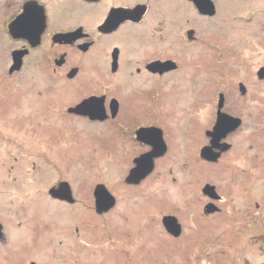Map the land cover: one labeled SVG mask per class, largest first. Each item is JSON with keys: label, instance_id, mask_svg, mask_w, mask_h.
<instances>
[{"label": "rangeland", "instance_id": "374dc122", "mask_svg": "<svg viewBox=\"0 0 264 264\" xmlns=\"http://www.w3.org/2000/svg\"><path fill=\"white\" fill-rule=\"evenodd\" d=\"M235 6L244 17L253 14L250 21L239 23L241 31L252 29L251 40L245 42H250L247 49L254 55L242 63L243 69L231 70L244 71L250 82L244 84L246 98L238 89L237 95L229 96L228 113L239 116L243 125L228 136L226 142L232 147L224 157L209 160L216 163L201 159L190 143L183 155L174 150L163 170L158 168L139 187L128 188L126 168L133 166L128 156L149 148L120 136V119L92 124L70 119L75 125L69 126L62 125L65 119L59 117L57 129L32 128L24 119L42 108L29 99L36 91L33 82L23 84L20 93L14 90L13 100L0 96V124H10L0 131V141L5 143L4 156L0 154V222L8 232L7 242L0 244V264L35 250L36 255L31 253L24 264H103L107 249L108 264H264V81L253 83L250 78L264 64V0H238ZM195 54L198 60L205 57L204 50ZM206 69L198 72L200 92L194 97L200 101L197 112L206 122L204 127L216 123ZM57 89L54 99L66 96L65 104L85 96L71 87L66 88L68 95L61 85ZM54 131L56 138L47 139ZM200 136V143H205ZM177 168L183 174L176 173ZM61 179L74 187L79 198L74 209L68 207L80 214L79 220L68 226L73 229L79 223L80 231L70 233L53 224L47 233L33 237V232L24 231L35 222L32 219L49 223L59 213L46 195L50 185ZM96 184L107 186L117 200L118 206L108 215H95L93 201L86 199ZM207 184L219 199L211 200L202 192ZM210 203L216 209L209 214L205 209ZM164 216L177 219L181 231L176 237L162 226ZM109 234L112 240L107 239Z\"/></svg>", "mask_w": 264, "mask_h": 264}, {"label": "flooded vegetation", "instance_id": "af4514ba", "mask_svg": "<svg viewBox=\"0 0 264 264\" xmlns=\"http://www.w3.org/2000/svg\"><path fill=\"white\" fill-rule=\"evenodd\" d=\"M205 2L209 6L206 13L199 10L195 0H0V96L7 101L13 100V91L19 89L17 93H20L23 84L27 86L32 81L36 91L29 99L35 106L42 107L28 113V120L24 119L32 128L57 129L59 117L65 119L62 125L69 126L75 125L70 119L85 120L91 124L115 123L120 119L119 135L133 138L149 148L128 156L127 161L130 160L133 166L135 158L152 150L151 146L137 139L138 130L151 128L157 131L163 150L154 158L153 171L139 184L124 181L128 188L139 187L158 168L164 169L165 161L169 160L174 150L180 149L183 155L190 143L193 151L196 149L195 154L205 160L201 151L212 146L210 132L215 125L208 123L204 127L206 122L199 119L197 112L199 99L195 101L194 97L200 92L197 89L198 72L204 71L206 66L205 76L211 80L216 118L221 111L241 121L237 129L220 139L217 148L213 147L218 162L232 147L226 142L228 136L243 125L239 116L228 113L227 103L230 95H237V89L242 99L248 94V87L244 84L250 80H247L246 73L231 70L238 66L243 69L242 63L248 56L254 55L247 49V45L251 46L250 42H245L251 40L252 29L246 27L241 31L240 25L243 20L250 21L253 14L241 15L235 6L238 0ZM196 50L200 53L204 50L205 57L196 59ZM261 68L264 64L252 73L250 78L253 83L264 81L257 75ZM202 83L204 86L203 78ZM60 85L62 89L71 87L84 92L85 96L65 104L66 96L54 99ZM91 98L102 99L103 120L91 119L73 111ZM220 102L222 105L219 108ZM5 110H9L8 106ZM8 126L10 124H0V131L9 129ZM55 134L57 132L54 131L46 137L55 139ZM198 136L204 137L205 143H200ZM4 144L0 141V154L3 156ZM133 166L128 164L127 171ZM177 172L183 174L180 168L176 169ZM173 173L170 168V175L173 176ZM61 182L66 181L61 179L51 184L46 195L59 213L49 218V223H38L32 219L35 222L24 231L33 232V237L47 233L46 230L50 231L53 224L64 226L65 231L70 233L80 231L79 223L73 229L68 226L80 217L77 211L76 214L75 210H71L79 203L74 187L66 182L72 197L68 201L49 192ZM95 186L92 192L88 191L86 199L93 201L95 215H108L118 206L117 200L107 212L98 213L93 195ZM79 222L81 224L82 221ZM0 225V244H4L8 232L3 223L0 222ZM127 237L123 238L126 242ZM107 239L112 240L110 234ZM107 252L108 249L103 255L105 260L101 259L103 264H108ZM31 253L24 252V255L14 259L9 257L7 264H24ZM110 259H113L112 254ZM6 260L3 258V261Z\"/></svg>", "mask_w": 264, "mask_h": 264}, {"label": "water", "instance_id": "95a60500", "mask_svg": "<svg viewBox=\"0 0 264 264\" xmlns=\"http://www.w3.org/2000/svg\"><path fill=\"white\" fill-rule=\"evenodd\" d=\"M195 2L197 3L200 11L205 13L209 12V6H207L205 0H195ZM258 76L264 78V68L259 70ZM221 105L222 102H220L219 108ZM113 106L114 104L112 103V107ZM73 111L78 114L87 115L91 119L93 118L103 120L105 117L102 99L91 98L86 100L78 107L73 109ZM240 123L241 121L239 119H235L219 111L216 118V124L212 132H210L212 136V146L202 149L201 157H203L205 160H217L218 156L217 154L213 153V147L217 148L220 139L224 137L229 131L237 129ZM136 137L137 139L151 146L152 150L148 153L139 155V157L134 159V166L128 170V175L124 180L127 184H139L140 180L150 175L154 167L153 158L163 150V143L160 139L159 133L151 128L138 130ZM58 185L59 186L57 188L50 189V194L55 197L63 198L67 201L70 200L72 198L70 196V186L66 182H61ZM202 190L205 195H209L212 199H219L213 186L207 184ZM93 195L95 196V206L98 213L107 212V210L115 206L114 196L108 192L107 188L103 184H98L95 186ZM215 209L216 208L214 205L210 203L206 207L205 212H214ZM162 226H164L166 231L174 237H176V235L179 234V231H181V226L178 225L177 219L172 216H164L162 219Z\"/></svg>", "mask_w": 264, "mask_h": 264}]
</instances>
